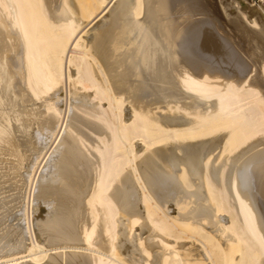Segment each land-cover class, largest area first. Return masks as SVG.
Segmentation results:
<instances>
[{"label": "bare ground", "instance_id": "1", "mask_svg": "<svg viewBox=\"0 0 264 264\" xmlns=\"http://www.w3.org/2000/svg\"><path fill=\"white\" fill-rule=\"evenodd\" d=\"M224 2L0 0V264H264V0Z\"/></svg>", "mask_w": 264, "mask_h": 264}, {"label": "rangeland", "instance_id": "2", "mask_svg": "<svg viewBox=\"0 0 264 264\" xmlns=\"http://www.w3.org/2000/svg\"><path fill=\"white\" fill-rule=\"evenodd\" d=\"M218 1H219V2H218ZM221 1H222V2H221ZM221 1H220V0H211V1H210V0H204V3H205V2L207 3V4L205 3V5H206L205 7H207V8L209 7L208 11H209V12L211 11V12L215 13L216 10H217V13L213 14V13L210 12V13L212 14V15H211L210 13L208 14L207 11H205L207 14L205 13V16H204V15L200 16L201 18H203V17H206V16L208 15L209 17H208V16H207V17L209 18V20H211V21L208 20L209 23H210L214 28L216 27L215 29L217 30L218 33L221 31L222 28H225V29H229V28H231V26H230V25L228 24V22L226 21V17H225V16L223 15V13H222L223 9H226V10H227V8L229 9V7H227L228 5H226V2H224V0H221ZM248 1H249V3H251L252 5H254L255 7H257V6L259 5V3L261 4V0H248ZM220 2H221V3H220ZM223 5H224V6H223ZM236 5H237V4H235L234 6L237 7ZM256 5H257V6H256ZM217 6H218V7H217ZM207 8H206V10H207ZM213 8H214V9L216 8V9L214 10ZM218 8H219V10H220L221 8H223V9H221V10L219 11ZM211 9H212V10H211ZM228 13H229V14H234L233 11H230V12H228ZM216 14H217V15H216ZM214 15H215V17H214ZM220 16H221L222 18H221ZM223 16H224V17H223ZM207 17H206V18H207ZM211 17H212V18L214 17L216 20H215L214 18L211 19ZM217 17H218V18H217ZM220 18H221L222 20H221ZM219 19H220V21H219ZM212 20H213V21H212ZM217 20H218V22H217ZM215 21H216V22H215ZM213 22H214L215 24H214ZM220 22H221V23H220ZM219 23H220V24H219ZM223 23H224V25H223ZM217 24H219L220 26L217 25ZM221 25H223L224 27L221 26ZM217 26H218V27H217ZM219 27H220L221 29H220ZM218 28H219V29H218ZM219 30H220V31H219ZM232 32H234V31L232 30ZM220 33L222 34V33H223V30H222V32H220ZM220 33H219V34H220Z\"/></svg>", "mask_w": 264, "mask_h": 264}]
</instances>
